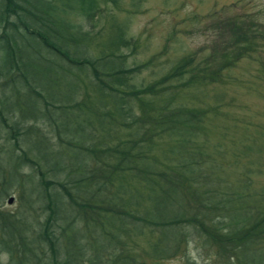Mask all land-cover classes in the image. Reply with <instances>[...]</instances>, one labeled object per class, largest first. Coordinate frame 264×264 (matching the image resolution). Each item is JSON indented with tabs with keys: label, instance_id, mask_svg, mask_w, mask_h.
<instances>
[{
	"label": "trees",
	"instance_id": "obj_1",
	"mask_svg": "<svg viewBox=\"0 0 264 264\" xmlns=\"http://www.w3.org/2000/svg\"><path fill=\"white\" fill-rule=\"evenodd\" d=\"M98 1L0 0V203L14 187L23 207L18 215L0 209V264H82L100 255L140 264L126 251L130 233L155 234L150 253L163 259L186 229L218 261L264 264V207L232 206L228 190H218L221 153L206 135L216 108L183 102L197 86L223 81L238 54H220L213 69L183 57L134 84L146 66L121 67L117 50L132 41L122 28L100 55L89 54ZM220 24L222 50L246 42L241 23ZM217 58L216 50L208 57ZM21 139L30 140L27 150Z\"/></svg>",
	"mask_w": 264,
	"mask_h": 264
},
{
	"label": "rangeland",
	"instance_id": "obj_2",
	"mask_svg": "<svg viewBox=\"0 0 264 264\" xmlns=\"http://www.w3.org/2000/svg\"><path fill=\"white\" fill-rule=\"evenodd\" d=\"M97 7L92 25L96 33L87 44L89 54L100 55L116 29L122 28L124 38L132 41L117 50L123 56L121 67L146 66L134 76V84L151 83L183 57L191 56L193 64L213 69L220 54H238L223 81L197 86L183 102L216 108L208 117L206 135L211 150L218 148L221 153L215 158L222 181L218 190H228L232 206L264 207V0H105L98 1ZM73 18L83 30L90 29L79 14ZM227 20L241 23L247 37L245 43L222 50L216 40L217 27ZM215 50L218 58L208 59ZM36 127L49 136L45 125L37 122ZM29 145L30 140L19 143L22 150ZM21 171L28 173L29 168L23 166ZM18 196L19 189L11 188L0 209L18 215L23 210ZM8 197H12L9 205ZM32 218L36 217L31 215L26 221L32 223ZM187 230H183L178 251L163 259L150 253L157 236L143 230L130 233L126 251L140 264H236L218 261L214 250ZM260 246L264 248V241ZM0 259L6 262L5 257ZM84 260L82 264H110L105 255L93 262Z\"/></svg>",
	"mask_w": 264,
	"mask_h": 264
},
{
	"label": "water",
	"instance_id": "obj_3",
	"mask_svg": "<svg viewBox=\"0 0 264 264\" xmlns=\"http://www.w3.org/2000/svg\"><path fill=\"white\" fill-rule=\"evenodd\" d=\"M11 202H12V197H8V199H7V201H6V204H11Z\"/></svg>",
	"mask_w": 264,
	"mask_h": 264
}]
</instances>
